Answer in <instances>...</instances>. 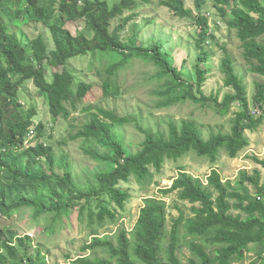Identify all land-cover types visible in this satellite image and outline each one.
Masks as SVG:
<instances>
[{"label": "trees", "instance_id": "trees-1", "mask_svg": "<svg viewBox=\"0 0 264 264\" xmlns=\"http://www.w3.org/2000/svg\"><path fill=\"white\" fill-rule=\"evenodd\" d=\"M229 29L241 42L242 55L250 71L264 77V0H211ZM153 0H0V216L11 218L27 211L39 240L0 226V264H47L48 240L65 233L63 220L76 216L86 226L90 240L80 250L103 254L79 256L67 264H183L184 249L189 252L186 264H234L243 262L255 249V258L244 264H264V184L261 173L245 170L232 185L223 181L212 168L206 183L186 172L181 166L170 187L160 189L163 195L175 193L177 198L192 204L191 216L178 209L169 230L165 228L166 204L161 199L145 198L134 227L118 229L113 235L100 236L106 220H118L117 208L123 209L130 197L120 182L131 179L144 186L152 180L151 169L159 172L167 160H177L193 152L216 163L225 151L237 157L248 146L245 131L252 132L262 122L254 118L243 79L236 73L232 56L224 51L219 69L222 86L227 90L206 94L203 86L212 70L211 54L205 48L214 40L204 0H193L197 14L184 6V0H160L175 15L191 19L198 27L193 68L195 80L183 78L172 63L165 41L151 37L146 45L138 39V30L129 24L138 15L136 10ZM129 12V13H128ZM127 13V14H126ZM84 19L86 31L73 34L68 24ZM41 23L50 35L51 45L41 33L22 42L12 26ZM151 21H148L150 23ZM128 32V34H126ZM125 35H122L124 34ZM22 35V33H20ZM24 35V34H23ZM24 37V36H23ZM261 39V40H262ZM107 60L102 76V95L118 96L112 76L134 59L155 66L153 75L162 85L154 90L157 107H170L190 101L205 106L212 102L221 115L234 113L229 132L221 130L203 137L192 120L180 124L170 122L166 132L143 126L138 117L118 115L99 106H86L88 120L68 140L80 139L82 151L96 164L90 178L79 183L71 165L63 155L57 157L46 143L44 122L35 123L36 109L20 102L19 91L31 81L43 97L52 120L69 121L72 112L84 100L92 84L76 78L70 61L85 56ZM50 80L46 78L47 70ZM98 69V68H97ZM264 80L254 82L252 105L263 108ZM134 123L143 139L136 151L125 145L118 127ZM34 134L31 141L28 134ZM45 138V139H44ZM264 168V159L252 156ZM255 194L250 195L247 187ZM230 199H234L231 203ZM237 210L239 213H232ZM104 226V227H103Z\"/></svg>", "mask_w": 264, "mask_h": 264}, {"label": "rangeland", "instance_id": "rangeland-1", "mask_svg": "<svg viewBox=\"0 0 264 264\" xmlns=\"http://www.w3.org/2000/svg\"><path fill=\"white\" fill-rule=\"evenodd\" d=\"M114 1L116 0H109L110 4H113ZM159 1L153 0L151 4L139 7L136 10L138 15L135 16V21L130 23L128 27L129 29L133 27L138 30V39L142 45H146L151 37L164 40V47L170 51L172 63L181 71L184 79L194 81L193 63L198 53L195 49L198 27L191 19L175 15L172 11L162 6ZM204 1L206 4L204 11L208 17L214 40L210 44L205 45V48L211 54L210 65L212 70L208 73V79L203 86V91L209 94L211 91H217L218 89L222 92L227 90L222 86L223 74L219 69L220 59L223 57L224 51H226L232 56L236 73L241 76L246 86L250 114L254 118L262 115V122L254 131H245L249 143L237 157L231 158L225 151H221L216 163H211L207 157L198 156L190 152L177 160H167L159 172L151 169L152 180L144 186L132 179L126 183L120 182V186L128 191L130 197L126 200L123 209L117 208L118 220L116 222L109 224L106 220L104 223L105 227L103 226L104 228L98 231L100 236L113 235L121 228H125L127 231L131 230L137 221L145 198H156L165 202V228L167 230H169L172 220L179 214L177 208L182 209L185 216H191L190 207L192 204L178 199L175 193L166 195L160 193V189L171 186L178 175V167L180 166L194 177L200 178L204 183H206V177L211 169L215 168L220 172L222 180L230 181L232 185L235 184L241 170L251 174L254 169H258L261 173L260 183L264 184V168L251 158L252 156H257L259 159H264V104L262 109L252 105L254 82L263 81L264 77L250 71V64L242 55L241 42L237 38L236 32L227 27L226 20L221 18L218 9L214 7L211 0ZM184 6L191 11V15L195 16L197 14L193 0H184ZM148 21L151 22L148 23ZM85 26L86 22L84 19L68 24L73 34L83 30L86 31L88 36L91 35V31L87 30ZM12 29L21 37L24 43L41 33L51 45L50 35L41 23H24L20 27L12 26ZM122 35H125V33ZM261 39L259 41L264 43V39ZM106 64L107 60L103 59L99 63L96 57L89 55L70 61L69 67L76 78L90 82L92 86L84 100L78 104L77 110L72 112V119L69 121L61 118H57L55 121L52 120L43 97L38 93L37 88L31 81H26L23 88L19 91L20 102L24 105L35 107L37 112L34 118L35 123L40 121L45 123L44 137H50L49 140L44 138L45 142L52 145L57 157L63 155L67 158L79 183H85V179L90 178L92 171L96 168V164L83 154L81 140H68L69 134L76 132L90 116L88 112L82 111L83 107L99 106L113 110L121 116L138 117L139 122L143 126L150 127L154 131L166 132L170 122L178 125L182 120H192L200 127L201 133L205 138L219 130L229 132L234 113L239 111V106L233 104L230 112L221 115L212 102H207L205 106L186 101L170 107H157L158 96L154 93V90L161 86L163 81H157L153 77L155 66L152 63L140 59H134L112 76L111 79L116 84L119 95L104 97L101 88L102 76L100 77L94 70L103 73L107 66ZM91 65L98 69L91 70ZM60 70V68L47 70L46 78L50 80L51 72L58 73ZM117 131L122 135L124 143L130 151L133 152L139 148L143 135L136 129L134 123L118 127ZM33 135L29 132V141L34 137ZM247 190L250 195L255 194L252 186H248ZM233 201L234 199H230L231 203ZM231 212L239 213L237 210H232ZM63 223V229H66L65 233H62L60 237L54 240H48L45 244L49 249L48 252H45L47 264H67L66 255L70 256L72 260L79 256H103L100 251L96 254L80 250L81 246L88 242L91 236L86 226L77 223L76 216H72L69 220L64 219ZM0 226L9 228L18 235L28 234L34 239L35 243L39 240V229L35 228L27 211L14 214L8 219L0 216ZM188 257L189 252L184 249L181 257L183 264H186ZM254 258L255 249H252L246 254L243 262L234 264L248 263Z\"/></svg>", "mask_w": 264, "mask_h": 264}, {"label": "built area", "instance_id": "built-area-1", "mask_svg": "<svg viewBox=\"0 0 264 264\" xmlns=\"http://www.w3.org/2000/svg\"><path fill=\"white\" fill-rule=\"evenodd\" d=\"M28 136H29V134H28Z\"/></svg>", "mask_w": 264, "mask_h": 264}]
</instances>
